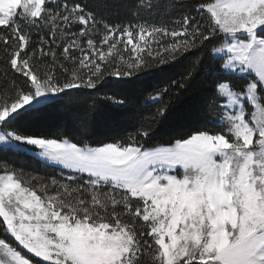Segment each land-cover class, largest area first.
Here are the masks:
<instances>
[{
    "label": "snow or ice",
    "instance_id": "snow-or-ice-1",
    "mask_svg": "<svg viewBox=\"0 0 264 264\" xmlns=\"http://www.w3.org/2000/svg\"><path fill=\"white\" fill-rule=\"evenodd\" d=\"M162 6L164 14L196 15L188 11L173 26H124L84 0H0V153L32 152L68 170L67 183L53 178L55 194L45 185L42 196L5 167L0 264H264V0H137L134 15H157ZM146 37L155 49L137 43ZM118 44L131 46V62L102 71L98 61L108 63L105 53ZM145 48L151 60L139 56ZM193 51L194 69L204 51L213 62L215 131L191 129L149 148L138 139L149 137V124L128 143L78 147L23 127L108 83L105 75L127 87L135 81L123 78ZM167 109L161 104L152 119Z\"/></svg>",
    "mask_w": 264,
    "mask_h": 264
},
{
    "label": "trees",
    "instance_id": "trees-1",
    "mask_svg": "<svg viewBox=\"0 0 264 264\" xmlns=\"http://www.w3.org/2000/svg\"><path fill=\"white\" fill-rule=\"evenodd\" d=\"M90 8L98 11L109 24L152 23L173 26L172 21L184 13L194 10L175 9L164 14L141 15L137 18L134 9L137 0H84ZM181 2V0H174ZM195 4L198 0H183ZM167 55V54H166ZM195 51L185 53L179 59L157 68L138 73L125 80L135 81L127 87L117 86L118 80H106L108 83L97 85V89L82 90L79 96H73L59 105L48 109L32 122L24 124L28 134H40L59 141L67 140L82 147L85 142L90 147L103 146L104 143H128L129 134H134L141 126L151 125L149 137H138L145 147L158 145L170 146V140L186 138L189 130L215 131L212 121L216 118L215 106L209 105L213 77L208 75L212 66L207 51L201 57V63L194 69ZM148 60H151L148 58ZM217 64L220 61L216 62ZM190 77H187L189 72ZM185 83L181 88L180 84ZM168 89L157 102L151 98L161 89ZM115 97L124 102L120 108H114L105 97ZM161 104L168 105L163 118L152 119ZM0 161L17 170L24 178L31 176L51 184L54 178L67 183L68 172L49 166L35 158L32 153H0ZM26 179V178H25Z\"/></svg>",
    "mask_w": 264,
    "mask_h": 264
},
{
    "label": "rangeland",
    "instance_id": "rangeland-1",
    "mask_svg": "<svg viewBox=\"0 0 264 264\" xmlns=\"http://www.w3.org/2000/svg\"><path fill=\"white\" fill-rule=\"evenodd\" d=\"M98 38L99 37H97V39ZM171 39L172 38L170 36L169 37H163L162 39L159 40V43L161 45H167L171 41ZM137 43H139L141 46H144L146 43H150L152 45L153 49H155V45H156V41L153 40V38H151V37H146L145 41H139V39L137 38ZM103 47L106 49L107 45H104ZM147 51H148V48H145V51L142 53H139V56H143L145 59H148V58L151 59V57L147 56ZM130 52H131V46H129L128 50H124L123 46L121 44H118L117 48L114 49L111 54H108L106 52L105 54H106V58H107L108 63H105L103 61H98L102 65V71L104 70V68L109 67V65L113 61H115V65L118 66L121 70L126 69L127 63L131 62L129 59ZM162 54L166 55L167 53H162ZM133 58L139 59V57H133ZM129 71H131V70H129ZM127 78H129V77H125L123 79H127ZM105 80H118V78L115 76L105 75ZM83 90H88V89H83ZM30 153H32V152H30ZM32 155L35 158H37L38 160L42 161L43 163H45L49 166L64 170L61 165L53 164L52 162L47 161V160L43 159L42 157L35 156L33 153H32ZM5 167L10 172H15L18 177H20L21 179H23L26 182V184H28L29 186H31L35 190H37L38 195H42V196L44 195V193L41 192L40 189L42 187H44L45 185H48V188L46 189V191L49 195L55 194V189L51 186V184H49L47 182H43L42 180H39V179L31 177V176H27V177H25L26 178L25 179L23 176L18 174L16 169L7 166L3 161H0V175L4 174ZM64 171L68 172V170H64ZM84 175L86 176V174H84ZM0 219H2V218H0Z\"/></svg>",
    "mask_w": 264,
    "mask_h": 264
}]
</instances>
